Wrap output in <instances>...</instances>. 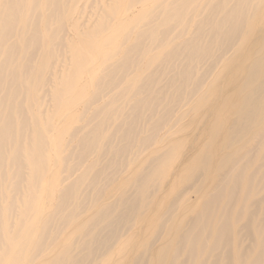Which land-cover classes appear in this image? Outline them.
Masks as SVG:
<instances>
[{
	"label": "bare ground",
	"instance_id": "bare-ground-1",
	"mask_svg": "<svg viewBox=\"0 0 264 264\" xmlns=\"http://www.w3.org/2000/svg\"><path fill=\"white\" fill-rule=\"evenodd\" d=\"M81 1L0 0V264H264V0Z\"/></svg>",
	"mask_w": 264,
	"mask_h": 264
},
{
	"label": "rangeland",
	"instance_id": "rangeland-1",
	"mask_svg": "<svg viewBox=\"0 0 264 264\" xmlns=\"http://www.w3.org/2000/svg\"><path fill=\"white\" fill-rule=\"evenodd\" d=\"M97 2H100V0H82L79 3L77 2L78 8L80 9V11L82 13L78 17L79 22H85V21L87 22V20L89 18H93V16H92L93 10L91 9V7H92V5L94 6L95 3H97ZM81 8H82L83 12H82ZM83 8H85V9H83ZM139 9H140V7H139ZM74 17L76 18V15ZM68 28H69L70 33L73 34L74 28H73V24L72 23H69ZM115 47H117V43L116 44H113V45H111L109 47H107L105 49V51H107V52H113L115 50ZM97 57L98 56H95V58H97ZM60 59H62V57ZM105 66H106V64L101 65V66L100 65H97L95 67V71L101 73V70ZM59 69L60 70L62 69V63L61 62H60V65H59ZM81 77H83V81L85 80V84L88 81L87 86L88 87H91V82L88 80V76L86 74L85 75L82 74ZM88 90H91V88L88 89ZM88 94H90V93H88ZM120 104H121V102L117 103L118 106H120ZM41 109H42V112H44L45 110L48 109V106L45 105ZM72 109H73L74 112H71V116L69 117V119L63 120V116L62 117L60 116L59 118L56 119V122H55V125L57 126L58 129H61V130L62 129H65V131L67 129V133L71 132L74 128H76L78 125H80V123H78V120H79V117H80L79 115L82 112L81 111L82 108H81V106H79L77 109L75 107H73ZM63 115H66L65 112H64ZM219 115H220V117H226L227 118V115H229V113H225V112L219 111ZM73 118H75V120H72ZM61 119H62V121L60 122ZM58 122H59V124H58ZM183 122H182L183 124H186L184 126L186 128L183 129L182 131H180L181 129H179V128H181V126L178 127V129H176V132H178V133L175 135V138L176 139H179L180 142H183V143H186V144H191V142H192V136H197L199 134V131H201L200 129H198L197 124L203 123L204 122V119L198 120V119H195L194 117H191V118H186ZM111 124L113 126L111 127L110 132L108 133L107 136H112L113 133H114V131H115V128L117 126V124L114 121H112ZM65 137H66L65 138V141H66L68 139V135L66 134ZM201 140H203V141L201 142ZM207 142H208V139L207 138H204V137H200L199 140H198V143H200V144L207 143ZM181 145H183V144L181 143ZM68 153H69V149L67 150V152L65 154H63V155L60 156L61 160H63V158L65 156H67ZM49 158H50V162L52 163V161L54 160V153H50ZM178 166H179V160L178 159H174L173 166H172V170H171V176H172V178L175 175L174 174L175 168L178 167ZM56 167H54V168L52 167L53 169L51 168V173L53 175H55L53 177L54 178L53 188L55 187L58 190V189H61V187H62V186L59 187V185L61 183L62 177H64V174H62V171L64 169V163L61 161L60 164H59V166H56ZM8 185H9V183H8ZM48 186H49L48 185V181H47V179H45L43 181V183H42V193H41L42 196H40L39 201H37V206L40 208L39 211H43V214H46V215L49 212H51L49 210L54 207L53 205H49L48 202L45 199L46 191H47ZM177 190H178V188L176 189V191H175L174 194H176ZM7 193H11V192L9 191ZM130 255H131V252L129 250L128 257H130ZM111 264H121L120 254L119 253H117V258H115V260H112L111 261Z\"/></svg>",
	"mask_w": 264,
	"mask_h": 264
}]
</instances>
